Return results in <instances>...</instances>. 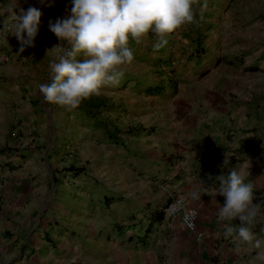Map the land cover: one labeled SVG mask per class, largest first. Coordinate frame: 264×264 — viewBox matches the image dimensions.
<instances>
[{"label":"rangeland","instance_id":"obj_1","mask_svg":"<svg viewBox=\"0 0 264 264\" xmlns=\"http://www.w3.org/2000/svg\"><path fill=\"white\" fill-rule=\"evenodd\" d=\"M8 1L6 13L13 3ZM19 2L25 10L41 9L43 16L35 47L23 53L10 33L12 18L6 20V68L13 76L6 87L16 92L6 98L7 135L13 137L6 150L32 154L26 171L39 169V180L47 171L57 174L53 193L71 218L64 229L68 235H86L108 222L116 205L106 209L104 198L117 199V188L132 183V163L144 157L158 131L170 122L183 126L188 116L206 109L217 113L220 131L226 129V134L221 131L228 143L219 153L220 165L224 159L236 162L232 169L249 161L246 182L259 184L257 199L264 201V0H207L202 19L197 9L199 23L168 35L165 47L155 49L158 37L151 32L140 43L131 41L135 59L125 66L119 85L72 111L49 103L39 90L50 82L53 56L46 51L59 42L48 21L63 17L70 0ZM98 102L102 105L95 107ZM171 158L175 166L181 164L179 153ZM69 165L79 171L77 176L66 170ZM263 218L264 209L256 222Z\"/></svg>","mask_w":264,"mask_h":264},{"label":"crops","instance_id":"obj_2","mask_svg":"<svg viewBox=\"0 0 264 264\" xmlns=\"http://www.w3.org/2000/svg\"><path fill=\"white\" fill-rule=\"evenodd\" d=\"M8 2L0 0V264H256L255 247L226 239L224 225L229 222L217 216L225 198L217 194L216 178L227 175L236 162L224 159L220 165L219 153L228 143L221 131L226 134V129L220 131L217 113L209 109L188 116L183 126L170 122L158 131L144 157L132 163V183L125 184L124 190L121 185L117 188V199L106 202L110 197L104 198L106 209L116 205L108 222L103 220V226H93L86 235H68L64 229L71 218L59 209L57 193H53L57 174L47 171L39 180L35 175L40 174L39 169L26 171L32 154L25 157L6 150L13 139L7 135L6 98L16 96L6 87V80L13 77L6 68V20L11 19L6 13ZM18 88L19 84L20 92ZM50 142L54 143L52 137ZM174 153L181 155L179 166L171 162ZM250 182L258 203L260 186ZM196 191L201 193L199 198L193 197ZM173 194L196 208L198 239L177 217L154 219ZM59 221H63L62 227ZM230 223L239 227L238 220ZM263 226L264 218L253 227L262 242Z\"/></svg>","mask_w":264,"mask_h":264},{"label":"clouds","instance_id":"obj_3","mask_svg":"<svg viewBox=\"0 0 264 264\" xmlns=\"http://www.w3.org/2000/svg\"><path fill=\"white\" fill-rule=\"evenodd\" d=\"M198 8L202 19L207 0L202 6L200 0H70L63 17L48 21V29L59 42L46 51V55L50 50L53 56L49 62L50 82L41 83L40 92L49 103L68 111L77 109L85 99L119 85L125 66L135 59L131 41L140 43L151 32L158 37L155 49L163 48L168 35L199 23ZM7 13L13 20L10 33L19 41V52L35 47L42 23L41 9L30 6L25 10L19 0H13ZM250 166L245 161L216 178L217 194L225 198L217 216L229 222L224 225V237L253 245L257 250L256 264H264V242L253 231L264 201L254 202L255 186L246 182ZM200 194L193 192V197L199 198ZM234 220L239 221V227L230 223Z\"/></svg>","mask_w":264,"mask_h":264},{"label":"built area","instance_id":"obj_4","mask_svg":"<svg viewBox=\"0 0 264 264\" xmlns=\"http://www.w3.org/2000/svg\"><path fill=\"white\" fill-rule=\"evenodd\" d=\"M168 197V201L160 209L162 217L164 219L177 217L181 226L187 232L193 233L195 238L198 239L201 233L196 229L198 216L196 208L187 206L183 198L178 195L173 194Z\"/></svg>","mask_w":264,"mask_h":264},{"label":"trees","instance_id":"obj_5","mask_svg":"<svg viewBox=\"0 0 264 264\" xmlns=\"http://www.w3.org/2000/svg\"><path fill=\"white\" fill-rule=\"evenodd\" d=\"M146 89L148 91L149 88H146ZM98 104L99 105H102L101 102H98L97 104H94L95 107H99ZM89 115H92V113H89ZM109 137L111 138L112 137V134H109ZM66 170L69 171L73 176H77L79 174V171L74 166H70L69 165V166H67ZM153 217H154V219L159 220V219H161L162 216H161V213L160 212H155V214L153 215Z\"/></svg>","mask_w":264,"mask_h":264}]
</instances>
